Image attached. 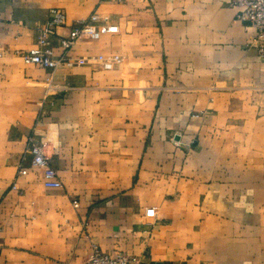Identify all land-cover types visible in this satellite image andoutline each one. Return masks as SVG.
Instances as JSON below:
<instances>
[{"label": "crops", "instance_id": "0c3cea01", "mask_svg": "<svg viewBox=\"0 0 264 264\" xmlns=\"http://www.w3.org/2000/svg\"><path fill=\"white\" fill-rule=\"evenodd\" d=\"M52 9L67 17L59 36L93 13L119 32L79 40L73 67L26 65L17 52L36 46ZM239 11L229 0H0V264H86L94 245L141 264H264V58ZM101 55L123 62L104 70ZM34 132L61 189L31 168Z\"/></svg>", "mask_w": 264, "mask_h": 264}, {"label": "built area", "instance_id": "2783aa9c", "mask_svg": "<svg viewBox=\"0 0 264 264\" xmlns=\"http://www.w3.org/2000/svg\"><path fill=\"white\" fill-rule=\"evenodd\" d=\"M120 1V0H119ZM232 6L240 9L238 20L246 23L247 28H254L256 35L252 36L249 46L254 48L260 57L264 58V0H229ZM51 18L40 29L38 43L33 48L20 54L26 65L38 66L55 72L58 68L66 66L73 67L77 63L67 56L68 51L76 45L79 40L85 39L98 41L104 35L119 32V27L111 23L108 16H100L93 13L87 19L78 20L72 26L68 36H59L55 29L67 25V17L59 9L50 10ZM57 37L64 53L54 57L52 38ZM98 60L104 69L112 70L120 65L123 58L119 55H101ZM28 152L32 156L31 168L40 170L44 177V186L48 189H61L63 184L57 171L51 165V157L47 152V144L41 141L34 132L28 140ZM20 174L25 175L27 168L21 167ZM13 190H17V184H13ZM75 208H79V202H73ZM93 252L86 264H141L137 256L119 252L111 255L103 251L98 245L93 246Z\"/></svg>", "mask_w": 264, "mask_h": 264}, {"label": "rangeland", "instance_id": "374dc122", "mask_svg": "<svg viewBox=\"0 0 264 264\" xmlns=\"http://www.w3.org/2000/svg\"><path fill=\"white\" fill-rule=\"evenodd\" d=\"M99 57V56H98ZM98 57L95 58V61L93 63L99 65L101 68L104 69L103 64L98 60ZM123 58V57H122ZM87 61V60H86ZM123 62V61H122ZM89 62L87 61L86 64H88ZM122 64V63H121ZM106 70V69H104ZM205 114V112H200L198 114H195L193 117L194 118H200ZM170 140L171 142L176 146V147H180V148H186V149H192L194 145H196V139L192 140V142H190L189 144L186 145V147H183L180 143V137L179 136H174L173 134L170 135ZM157 214H156V210H151L150 212V218L154 219L156 218Z\"/></svg>", "mask_w": 264, "mask_h": 264}]
</instances>
